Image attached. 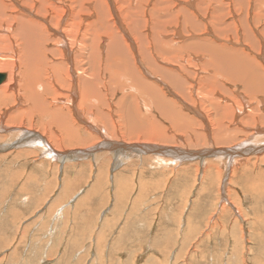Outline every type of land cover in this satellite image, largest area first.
<instances>
[{
  "label": "rangeland",
  "instance_id": "obj_1",
  "mask_svg": "<svg viewBox=\"0 0 264 264\" xmlns=\"http://www.w3.org/2000/svg\"><path fill=\"white\" fill-rule=\"evenodd\" d=\"M113 1L120 19L132 37L131 40L128 38V43L133 42L135 45L139 57L137 61L139 69L145 77L144 80H147L144 84L155 85L156 89L164 91V94L162 91L157 92L159 99L165 95L166 98L177 101L186 116L185 120L193 122L190 127L184 129L185 131L179 133L171 120L159 114L153 101H149L151 106L140 104L142 101L139 99H142L141 96L144 94L139 95L136 91L137 87L129 86L130 77L120 75H125L124 62L118 59L120 56L115 53L116 50L113 54L115 57L112 58L106 55L103 57L101 54H95L93 58L92 53L91 66L93 65L96 70L101 71V66L110 65L107 70H121V72L105 74L107 76L104 82L97 86L100 96L95 104L99 117L95 115L96 108L89 110L96 121H91L85 115V112H89L86 103H81L82 106L76 103L74 108L80 109L76 111L82 120L80 121L75 115L77 122L74 124V131L83 140L81 143L70 144L64 133H60L53 123L45 119L47 125L44 131L49 145L44 149L46 145L40 144V146L38 138L35 137L36 133L42 131L40 128H43H36L39 126L36 122H40L41 118L11 117L14 108L9 109L11 106L7 105L4 109L0 105V145H2L0 146V264H264V150L243 152L250 145L260 146L264 143V93L253 92V88L250 89V86L246 82L243 83V79L236 78L237 76L225 83L219 84L217 81L219 85L216 88L210 87L208 80L214 72L207 65L213 52L216 51L214 47L217 48L222 41L226 42V46L234 44L232 42L248 45L243 35V26H245L243 20L248 22L245 27L254 39L251 28L255 31L258 27L262 29L264 26L263 16L261 17L263 21L261 18L256 20L260 11L264 13V6L261 5L264 4V0H235V6L233 3L230 5V0H203L206 2L201 5L202 11L208 9L207 20L212 19L215 26L208 27V32H202L198 30L199 28L191 29L192 31L189 30L190 33H187L191 37H185L183 40L195 42V39L211 38V36L213 39L205 40L200 47L197 46L200 54L190 60L186 70L180 67L183 60V64L187 60L179 58L180 44L166 46L163 43L160 47H156L155 43H152L153 59L157 60L149 56L151 53L147 55L148 60L155 70L163 66V68L175 69L180 75L183 74L181 75L184 79L183 89L188 95L190 94L188 102L187 98L184 100L181 98L160 73L156 74L154 72L157 71L152 72V67L148 68L147 65L151 66V64L145 63L144 56L140 52L144 47L139 46L138 39L131 33L137 30L147 33L148 30L149 35L153 33L161 42L170 40L174 28H170L171 30L169 27L160 28L162 27L160 25H173V21L180 16L177 8L174 7L177 1L134 0L132 3L131 0ZM148 1L150 26L144 30V20L139 14H141L140 8L147 6ZM55 3L59 4L57 1ZM155 3L160 8L158 10L160 19L153 24L152 7H156ZM208 4H212L213 9L217 8L215 11L219 14L222 11L219 15L221 17H214V10H211ZM92 5L97 11V17L92 19L99 28L107 19L106 26L100 28L97 34L101 37V39L96 38L100 40L97 48L105 52L106 43L114 44V39L122 47L120 37L122 31L114 18L107 15L109 11H106L108 8L105 0H93ZM255 8L259 11L254 16ZM191 16L189 19L195 20ZM54 17L49 10L47 18H43L44 24L48 25L50 18L55 21ZM81 19L77 17L78 21ZM77 20L66 18L70 23L73 21L77 23ZM86 20L88 18L84 21ZM202 20L201 17H197L194 23L203 28L205 20L200 22ZM175 27L178 26L175 24ZM160 30L164 35L160 34ZM210 31H213V34H209ZM236 32L240 38H237ZM85 37L81 34L82 39ZM175 40L178 41L176 38ZM101 43L103 47H100ZM53 46L56 47L51 42L49 48ZM221 46L222 44L219 47ZM253 52L256 53L255 49ZM85 53L86 56L88 51L86 50ZM123 53L126 55L129 51L124 49ZM51 57L50 54L49 58ZM256 60L259 62H255V65L263 61L258 56ZM2 61L4 60H0ZM120 65L121 67L117 68ZM9 70L4 69L0 72L11 75ZM20 70L22 68L16 64L13 73L16 82L18 81L17 89L26 81L19 78ZM245 72L248 76L249 72L247 70ZM115 73H120L119 77ZM113 75L114 77H109ZM138 75L140 76L139 73ZM120 77L123 80L119 81ZM124 78H127V81ZM214 84L215 82H212V85ZM145 94L151 97L152 93L145 91ZM212 97L215 101L211 99ZM132 98L135 99L134 103H131ZM219 102L222 107H217ZM184 103L187 106L183 105ZM133 104H140L137 107L146 117L142 116L147 124H156L158 119L162 126H157L158 124L154 126L160 128V132L172 141H159L156 137L159 136L157 128H154L148 136L142 134L144 133L142 131L134 134L128 132L129 130L125 128L128 127V123L116 112L120 109L127 110ZM226 104L229 106L227 112L223 108ZM189 107L195 108V111L193 108L190 110ZM215 111L218 112L216 115L226 113L222 118L223 121L221 119L222 127L217 129L216 125L215 128L217 134L225 133L222 137L230 138L225 145L214 142L220 137L213 135V127L208 121V115L214 118ZM245 115L247 117H244ZM64 116L68 121L74 120L72 115L68 117V113ZM139 117L142 118L140 115ZM244 119H247L248 123H245ZM31 120L32 126L29 125ZM88 122L96 128L89 129L88 126L92 125ZM112 122L116 123L115 127ZM120 123L126 125L120 126ZM256 128L258 129L256 140L250 145L241 147V142L245 144ZM22 129H29L28 132L34 133L26 136L27 132L23 133ZM51 132L52 136L54 133L58 135V137L54 136L58 147L50 143ZM226 133L229 134L227 137ZM61 137L63 140L60 139ZM189 138L192 140L190 142L192 145L187 142ZM105 141H113L116 146L119 145L117 143L125 142L145 143L150 147L175 146L177 152H180L179 155L183 157L189 150H201V148L205 150L213 147H220L219 150L228 149L231 152H238L240 149V154H234L230 165L225 158L208 154L204 156L206 159L204 158L203 165L199 158L187 163L181 162L178 158L175 160L170 154H157L156 157L154 153L147 152L137 156L134 152L124 149L117 154L114 148H109L111 143L104 145ZM125 152L128 158L124 157ZM159 157H162L163 161H160Z\"/></svg>",
  "mask_w": 264,
  "mask_h": 264
},
{
  "label": "bare ground",
  "instance_id": "obj_2",
  "mask_svg": "<svg viewBox=\"0 0 264 264\" xmlns=\"http://www.w3.org/2000/svg\"><path fill=\"white\" fill-rule=\"evenodd\" d=\"M55 1H57L59 4H56ZM92 1L93 0H70V2H68V0H0V53L1 52L4 53V54H0V60H4V61L0 62V71H2L4 69L5 70L10 69L9 71H11V75H13V76L7 75V77H6L7 80L5 82L3 81L2 82L3 84L2 83L0 84V105L4 109L7 107V105L11 106V107H9V109L14 108V110L11 112V117L28 116L32 119L34 117L41 118V120L39 119L40 122L39 121L36 122V125H39V126H36V128L37 127H43V128L42 129L40 128V130H42V131H40L39 133H36L35 137L38 138V140H39L38 144L39 145L40 144L44 145V146L46 145L45 147L43 146L44 149H46V147L49 145L47 143L48 139L45 136L46 132L44 131V129L46 130L45 126L47 125L48 121L50 123H53V125L59 130L60 133L61 132L64 133L63 135L66 136V138L68 139L70 144L81 143V141H83V140L74 131V129H75L74 124H75V122H77L76 117L78 119H80V121L82 120V118H80V116H79V113H77V111H76L79 108H74L76 106V103L78 102L79 106H82L81 103H86L88 106L87 107L88 111L91 110V108H96L95 109V115L99 117L100 114L98 115L99 111H98V108L95 104L97 101H99V96H100V90L98 89V87H99L98 85H100L104 82V78H105V76H107L105 74H107V73L110 74L111 72H114V71L117 72L118 71V70L109 71L107 69L110 68V65H109V67L108 66L105 67L106 65H104V64H103L104 66L100 67L101 71H99L98 69L96 70L93 65L91 66L92 53H93V58L95 57V54H101L103 57H105V55H106L109 58L110 57L112 58V56H114L113 54L117 53L120 56V58H118V59H120L124 62V64H123L124 71L123 72L125 75H122L120 73H118V74L115 73V75L119 77V74H120L123 77L124 76H126L127 78L130 77V81L128 80L130 83L129 86L130 87L134 86L135 88L137 87L136 91L139 93V95L144 94L143 96H141L143 98L139 99L142 101V102L140 101L141 102L140 104L145 103L146 106L147 105L151 106L149 104L151 102H149V101L150 100L153 101V103L156 105V108L159 111V114L161 116H163L164 118L166 117V119L171 120L172 125L174 126V128H176V130L178 132L179 131H185L186 130L185 128L190 127L191 123L193 121L192 120L191 121L185 120L186 116L182 113L180 105L177 103V101L172 100V99H168V98H166L165 95H162V97L164 99L162 97H160L161 99H159V95L157 94V92L159 93L160 90L156 89L155 85L148 84V82H147L148 86L145 85L146 84L145 81H147V80H144L145 77L142 76L143 73H141L142 71L139 69L140 67L138 66L139 64L137 63L139 57L136 54L135 45L133 42H131V44L128 43V38L131 40L132 37L128 33V29H127L126 25L120 19V16L118 14V9H117L116 4L113 0H105L106 6L108 8V10H106V11H109V13H107V15L114 18L116 24H118V26L120 27V30L122 31V33L120 34L121 45L124 49H127L129 51V53L124 55V53H123L124 49L116 42L115 39H114V44L107 45V43H106V45H105L106 51L104 50L105 52H103V50H101L100 48L99 49L97 48V45L100 43L99 39H101V37L97 36V34H98L100 28H104L106 26L105 23H107V19L104 20V23H102L100 28H99L96 21L94 19H92L95 16L97 17V11H96V8L94 7L95 4L91 6ZM133 1L134 0H131L130 3H132ZM149 1L147 2V6L140 8L141 14H139V15H141L143 20H144V23H143L144 30H147L150 26L149 25L150 17H149V14L147 12L148 6L150 5ZM176 1L177 2L175 3L174 7L177 8V12H179L180 16H178V18L175 19V21H173V25H168V26L165 24L160 25V26H162L160 28H166V27H169V29L174 28V29H172L173 33L171 34L172 38L170 40L161 42L159 39L156 38V36L153 33H152V35H149L148 30L146 31L147 33H143L142 31L137 30L138 31V33H137V31L132 32L131 29L129 28L131 33L135 36V38L138 39L139 46L144 47V49L140 50V52L144 56L145 63L151 64V66L150 65H147V66H149L148 68L152 67V69H153L152 72H154L155 68L153 67L152 63H150V60H148V58H147L148 53L149 54L151 53V55H149V56L152 59L154 57L153 56V49L151 47L152 43H155L156 47H160V45H162L163 43L166 44V46L167 45L173 46L174 43L180 44V45H178L179 49H180L179 58H183L185 60L187 59L185 61V64H183L184 63V60H183V63L180 65V67L183 68L184 70H186V68L189 67V65H190V60L193 58H196L197 54H200L199 53L200 49L197 48V46L200 47V45L205 40L213 39L212 36H211V38H203V37L199 38V39L194 38L195 42H194V40H191L194 43H190L191 41L188 42L189 40H187V39L183 40V38H185V37H187V38L191 37L190 35H187V33H190L189 30H191V29L197 30L199 28L198 30H202V32L203 31L208 32V27L215 26L214 25L215 23L210 18H209V20H207L208 16H206V13H207L208 9L206 11H202L201 5H202V3L206 2V1H204V2H203V0H176ZM196 2H198V3H196ZM229 2H230V5L233 3V5L235 6V4H234L235 0H230ZM261 5L264 6V4H261ZM155 6L156 7H152L154 9V11L152 13L153 18H154L153 24L154 23L156 24L155 21L157 19L158 20L160 19L159 15H158V13H159L158 10H160V8L156 5V3H155ZM209 6H211V10H212L213 9L212 4H210ZM216 9H213L214 10V17H218L219 15H221V12H222L221 11L219 14V12L215 11ZM49 10L52 11V15L55 16L54 18L56 20L54 21L52 18H50V20L48 22V25H49V27H48V25H46L47 23L44 24L45 23L44 19L47 18V13ZM219 10L220 9H218V11ZM209 11H210V9H209ZM258 11H259L258 8H255L254 16L258 13ZM143 12H144V14H143ZM180 12H182V14ZM134 13H136V11ZM32 14H34V17H36V18L32 17ZM189 14L192 15L191 18H193L195 20L197 17L198 18L201 17L203 20H205V22L202 25L203 28L200 27V25L195 22L198 25V27H197V25L194 23L195 20L192 21L189 19L190 18ZM126 15L129 17L128 13H126ZM70 16H71V18H70ZM78 16L82 18L81 21L77 20ZM262 16L264 17V13L262 11H260L256 17V20L258 18H261ZM68 17H69V20H72V19L75 20L76 19L78 24L76 23V21H73L71 23L66 21V18H68ZM219 17H221V16H219ZM86 18H88V20L84 21ZM167 19H168V17H167ZM199 20H201V19H199ZM203 20L200 22H203ZM262 21H263V19H262ZM243 22H244L245 26L247 27L248 22L244 21V20H243ZM175 24L178 27H175ZM245 26H243V35H244V39L246 41H248V45H244L243 43H240V42H232L234 44H230V45L226 46V42L222 41L221 47H219L221 44L218 45L217 48L214 47V50H216V51L213 52V55L210 58L211 60H209L207 63V65H209V67H210V70L212 72H214V74L212 76H210V79L208 80L210 83L208 86H210V87L213 86L216 88L220 83H225L229 79H235V77L237 76L236 78H241L240 80L243 79L244 80L243 83L246 82V84L250 86V89L253 88V92L264 93V65H262V63L264 62V26L262 29L260 27H258L257 30H255L257 32H255L253 30V28H251V33L254 36V39H252L251 35L249 34V32ZM189 27H191V28L189 29ZM131 28H133V27H131ZM160 31H161L160 34L164 35V32L162 30H160ZM171 32H169V33H171ZM212 32L213 31H210L209 34H213ZM106 33H108V32H106ZM81 34H83V36L84 35L86 36L85 39L81 38ZM137 34H138V37H137ZM236 36H237V38H240V36L238 35V32H236ZM96 38H99V39H96ZM108 38H109V35L107 36L106 42H107ZM175 38L178 39V41H176ZM90 39H91V41H90ZM51 42L53 45H56V47L53 46V48L52 47L49 48V45L51 44ZM197 42H201V43H197ZM102 44L103 43H101L100 47L101 46L103 47ZM235 44L241 45V46H237ZM110 47L112 49H110ZM174 49H176V48H174ZM254 49H255L256 53L253 52ZM46 50H47V52H46ZM86 50L88 51V53L85 56ZM114 50H116L115 53H114ZM50 54L52 55L51 58H49ZM256 56H258L261 60H263V61H261L262 63H259V65H255V62H259L256 60ZM118 59H117V61H118ZM154 59H156V58H154ZM198 59H199V57H198ZM102 62L107 63L105 61H102ZM108 62H110V61H108ZM113 62H115V61H112V63ZM16 64H19L20 67L22 68V70L19 71V74H20L19 78L24 79L23 81L26 80L24 85H23L24 87L18 86V89L16 87L17 86L16 83L18 81L16 82L17 79L14 77V73H13L15 68H16ZM108 64H110V63H108ZM115 64H117V63H115ZM121 65L117 66V68L121 67ZM196 66H198V65H196ZM48 68H49V71H48ZM168 68H166V67L163 68V66H162V68H158V69L156 68L157 70H155V71H157V72H154V73H156V74L160 73V75L163 76L162 78L166 82H168L169 84L172 85V87L178 92V94L181 96V98L183 100H184V98H187V102H188L189 101L188 98H190L189 97L190 94L188 95L185 92L186 90L184 91V89H183V85H184L183 80L184 79L181 76L183 74L180 75V73L177 72L175 69H174L175 70L174 71L173 69H168ZM159 69H161V70H159ZM245 70H247L249 72L248 76H247ZM118 72H121V70ZM138 73L140 74V76L138 75ZM171 74H173V75L170 76ZM110 75H112V74H110ZM153 75H151V76H153ZM28 77L33 78V79H30ZM109 77L112 78V77H114V75L109 76ZM19 78H18V80H19ZM127 78H124L125 81H127ZM121 80H123L122 77H120L119 81H121ZM110 81H112V80H110ZM217 81L219 82V84ZM212 82H215V84L212 85ZM255 82H256V84H255ZM120 86H122V85H120ZM22 87L24 88V90ZM126 87H127V85H126ZM78 88H79V91H78ZM145 91H150L152 93L151 97L147 96L145 94ZM162 92H163L162 94H164V91H162ZM139 95H136V96H139ZM101 98H102V96H101ZM241 98L243 99V97H241ZM211 99H213V97ZM134 100L132 98L131 103H134L135 102ZM213 100L211 101L212 103L215 101V100L214 101ZM185 101H186V99H185ZM218 104L219 105L217 107H222L220 102ZM139 105H134V104H133V106L130 105L131 108H127V110L120 109L116 113L121 118H125V121L128 123V127H129V128L128 127H125V128L127 130H129L128 132H130L131 134L132 133L134 134V133H138V132L142 131V132H144L142 134H145V136L147 134V136H148L149 133L154 130V128H157V127H155L157 124H158L157 126H160V127L162 125L160 124L158 119H157V122H155L156 124H153V125L150 123L147 124L145 122V120H143L145 116L140 112L139 108L137 107ZM183 105L187 106L186 103H184ZM124 108L126 109V107H124ZM189 108H190V110H192L193 107H189ZM223 108L226 110V112L229 111V109H228L229 106H227V104L223 105ZM63 110H66V111L64 112ZM237 110H235V111H237ZM193 111H195V108H193ZM35 112H37V113H35ZM142 112H144V111H142ZM64 113L65 114L68 113V115H69L68 117H70L72 115L74 120L72 119L71 121H68L66 116H64L65 115ZM217 113L218 112L215 111V113H214L215 116H214V118L212 117L213 119L211 118V115L209 114L208 115V117H209L208 121H209V123L211 122V126L213 127L212 128L213 129V135L220 137V138L216 137L219 139H216L214 142L216 144H224L225 145V144H227V142H229L228 140L230 138L229 137L223 138L222 136L225 133H223V135L217 134L215 131V128H216V125H217V129H220L222 127L223 124L221 125V119L224 118V115L226 113L224 115H222V114L216 115ZM165 114H167V115L164 116ZM229 114L231 116V113H229ZM75 115H76V117H75ZM85 115L93 122L97 120L90 113V111L85 112ZM139 115L141 117L142 116H144V117L140 118ZM227 115H228V113H227ZM43 117H44V119H43ZM237 117H238V115H237ZM244 117H247V116L245 115ZM0 118H1V114H0ZM45 119L47 120V122L45 121ZM231 119H233V117H231ZM149 120H151L150 117H149ZM110 121H112V120L110 119ZM222 121H223V119H222ZM244 122L248 123V120L244 119ZM20 124H22V123H20ZM32 124H33V121L31 120L29 125L32 126ZM89 124H91L93 126L92 127L89 125L88 126L89 129L94 130L96 128L92 123H89ZM112 124L115 127L116 123L112 122ZM76 125H77V123H76ZM117 125H118V123H117ZM119 125L125 126L126 124L120 123ZM79 127H78V129H79ZM78 129H77V131H78ZM26 130L22 129L23 133L27 132L26 136H31L34 133V132L33 133L28 132L29 129H26ZM157 130H159V132H158L159 136L156 135V137L159 141H161V142L162 141H165V142L172 141V139L166 137L165 134L160 132L161 131L160 128L159 129L157 128ZM206 130H208V129H206ZM255 130L256 131L254 133H252V135H250L247 138L248 143H247V141H245V144L243 142H241L243 144V145L240 144L241 147H243L245 145H250L251 143H253V141L256 140V137H257L256 135L258 133V129L256 128ZM220 132H221V130H220ZM179 133H181V132H179ZM227 134L228 133H226V137H227ZM54 136L58 137V135L56 133H54ZM54 136H52V132H51V136L50 137L48 136L50 141H51L50 143L54 144L55 147H58L57 139ZM60 139H62V137ZM259 140H261V139H259ZM191 141L192 140L189 138V140H187L188 144L192 145V143H190ZM19 142H21V141H19ZM105 142H106L104 144L105 146H107L108 144L111 143L112 145H109V148H111V149L114 148V150L117 151V154H120L119 152L123 149L125 151H130V152H131V150H136L135 152L137 153V156H139L140 154L137 151V149H139L140 152H143V151L150 152L149 149L151 148L148 144H145V143H127V142H125V143H117L119 145L116 146V143H112L113 141H110V142L105 141ZM173 142H175V141H173ZM230 142H231V140H230ZM61 144H63V143H61ZM238 144H239V142H238ZM139 145H142V146L139 147ZM237 145L235 147H237ZM240 145H238V146H240ZM0 146L2 147V145H0ZM172 148H174V149H170L169 154L172 155V157L174 156L173 158L175 160L178 158L181 162L185 161L187 163H188V161L199 158V160H201V163L203 164L205 162V159H206L204 156H207L208 154H210L214 157L225 158L226 160H228L227 163L230 165V161H232V159L235 156L234 154H240V149L238 150V152H231L228 149L219 150L218 148H220V147H213V148H209V149H205V150H202V148H201V150H189L187 155L185 157H183V156L179 155L180 152L179 153L177 152L175 146ZM203 148H205V147H203ZM95 149H97V148H94V150ZM256 150H258V151L264 150V143H263V145H260V146H256V144L250 145L246 149H244L243 152H245V153L254 152ZM116 151H115V153H116ZM166 152H168V151H166ZM202 152L205 154H202ZM183 153H184V151H183ZM197 153H199V154H197ZM157 154H159V153H154V155H156V157H157ZM54 155H56V154H54ZM124 157L125 158L129 157L127 152H125ZM248 157H249V154H248ZM257 157H255V158H257ZM159 158H160V161H163L162 157H159ZM172 162H174V161L172 160ZM224 163H226V162H224ZM240 164H242V162ZM184 167H185V165H184ZM241 167H243V166H241ZM233 174H235V173H233ZM100 234H102V232ZM99 238H101L100 235H99Z\"/></svg>",
  "mask_w": 264,
  "mask_h": 264
},
{
  "label": "water",
  "instance_id": "obj_3",
  "mask_svg": "<svg viewBox=\"0 0 264 264\" xmlns=\"http://www.w3.org/2000/svg\"><path fill=\"white\" fill-rule=\"evenodd\" d=\"M7 77V74L6 73H3V72H0V84L5 81ZM170 149H174V148H170V147H155V146H152L149 150L150 152L149 153H159V154H169V152H166V151H169ZM136 150H131V152L137 154L135 152ZM137 151L140 153V155L144 154V153H147V151H143V152H140L139 149H137ZM130 152V151H129ZM200 153V152H199ZM203 154V152H202ZM172 156V155H171Z\"/></svg>",
  "mask_w": 264,
  "mask_h": 264
}]
</instances>
